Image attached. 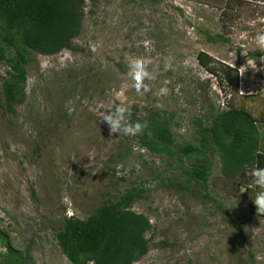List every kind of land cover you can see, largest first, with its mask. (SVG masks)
I'll list each match as a JSON object with an SVG mask.
<instances>
[{
	"label": "rangeland",
	"instance_id": "374dc122",
	"mask_svg": "<svg viewBox=\"0 0 264 264\" xmlns=\"http://www.w3.org/2000/svg\"><path fill=\"white\" fill-rule=\"evenodd\" d=\"M262 30L264 5L240 0H84L69 49L24 53V99L8 108L10 51L0 62V264H71L56 239L63 221H85L131 188L143 192L131 210L152 225L148 252L133 264H264L249 175L258 165L230 180L211 155L207 200L189 180V159L151 154L138 135H110L97 119L124 103L131 123L159 114L177 144L198 146L199 125L236 109L256 121L264 154V71L239 73L247 61L264 68L254 42ZM134 57L154 77L144 95L127 76Z\"/></svg>",
	"mask_w": 264,
	"mask_h": 264
},
{
	"label": "trees",
	"instance_id": "16d2710c",
	"mask_svg": "<svg viewBox=\"0 0 264 264\" xmlns=\"http://www.w3.org/2000/svg\"><path fill=\"white\" fill-rule=\"evenodd\" d=\"M84 0H0V62L10 61L14 72L4 83L7 107L21 103L26 84V56L33 52L51 56L69 49L79 34L83 21ZM136 122L148 128L138 135L142 148L151 154L191 161L190 181L199 183L208 195L210 157H219L222 174L233 180L255 165L264 167L260 154V134L254 119L244 111L229 109L217 113L208 127L199 125L198 146L179 145L168 121L152 113ZM264 138V134H263ZM142 191L128 189L116 202L99 207L89 219H65L56 233L58 244L71 264H133L149 249L147 235L152 231L149 220L131 210ZM16 256L11 262H22Z\"/></svg>",
	"mask_w": 264,
	"mask_h": 264
},
{
	"label": "clouds",
	"instance_id": "9594fccd",
	"mask_svg": "<svg viewBox=\"0 0 264 264\" xmlns=\"http://www.w3.org/2000/svg\"><path fill=\"white\" fill-rule=\"evenodd\" d=\"M254 42L258 49L264 50V30L257 33ZM172 67V58L165 57V71L172 69ZM127 68V76L132 81V87L135 89L136 93L138 95H144L149 92L151 89L146 81H150L154 79V77L152 73L148 71L145 58H131L127 64ZM249 69H252L253 71H264V68L257 69L256 64L253 61H247L246 65L239 68L240 75L243 76ZM161 92L166 93L167 89H161ZM71 104L72 102L69 101V105ZM74 110V107H69L68 114L71 115ZM97 119L99 122L108 126L110 135L122 133L128 137H135L142 134L145 129L148 128L147 122H136L134 124L130 122L129 108L124 103H120L112 109H103V111L102 109L99 110L97 112ZM249 175L252 178L253 184L259 189L252 199V202L256 208L257 215H264V167H253L249 172Z\"/></svg>",
	"mask_w": 264,
	"mask_h": 264
},
{
	"label": "built area",
	"instance_id": "2783aa9c",
	"mask_svg": "<svg viewBox=\"0 0 264 264\" xmlns=\"http://www.w3.org/2000/svg\"><path fill=\"white\" fill-rule=\"evenodd\" d=\"M244 3H248V4H254V5H264V1L261 0H241ZM223 104V102H222ZM255 126H256V121L254 122Z\"/></svg>",
	"mask_w": 264,
	"mask_h": 264
}]
</instances>
